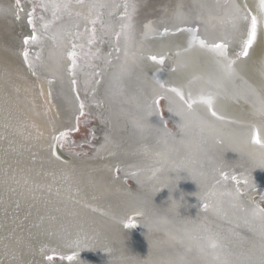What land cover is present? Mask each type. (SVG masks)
Instances as JSON below:
<instances>
[{
	"label": "bare ground",
	"instance_id": "bare-ground-1",
	"mask_svg": "<svg viewBox=\"0 0 264 264\" xmlns=\"http://www.w3.org/2000/svg\"><path fill=\"white\" fill-rule=\"evenodd\" d=\"M70 3L69 14L55 20L50 9H41L44 20L37 19L40 25L51 21L52 31L37 44L26 46L23 40L31 31L28 4L22 1L24 11L17 18L15 0H0V10H7L0 11V264H51L47 254L52 248L76 253L72 262L57 259L54 264H96L112 255L135 259L155 246L171 245L177 238L179 229L168 220L144 218L152 208L142 195L158 201L169 194L180 196L188 191L189 176L181 170L175 187L162 188L169 182L168 171L177 169L179 143L167 138L158 113L146 120L147 103L139 101L124 85L126 71L122 73L121 66L141 18L137 23L132 20L130 41L126 43L122 36L116 42L113 34L124 22V0ZM92 3L107 7L96 10L102 13L103 27L99 20L95 25L97 38L89 45L93 25L85 17H89ZM196 5L192 0L190 7ZM249 5L254 14L257 1L250 0ZM129 11L131 15L135 12ZM40 31L41 35L43 29ZM52 34H57L55 41ZM73 43L83 45L74 76L67 56ZM37 45L41 50L34 74L22 52L27 47L29 53H35ZM262 61L264 31L258 30L240 75V101L255 120L258 117L253 115V104L245 94L249 87L259 89L264 85ZM75 78L91 112L108 125L102 134L103 143L92 147L91 152L63 138L55 139L60 132L77 127L79 103L72 84ZM169 117L180 129L176 115L171 112ZM116 168L121 173L133 171L139 189H131ZM260 194L261 190H255L247 200L253 204ZM132 220L142 227V236L129 226ZM232 227L235 224L230 220L226 230ZM9 235L14 242L8 243ZM77 240L79 245L74 243Z\"/></svg>",
	"mask_w": 264,
	"mask_h": 264
},
{
	"label": "rangeland",
	"instance_id": "rangeland-1",
	"mask_svg": "<svg viewBox=\"0 0 264 264\" xmlns=\"http://www.w3.org/2000/svg\"><path fill=\"white\" fill-rule=\"evenodd\" d=\"M22 1L28 4L27 13L30 12L32 0H28L29 2L27 0ZM214 1L196 0L197 5L190 7L192 0H134L138 9L131 15L132 20L133 23H137L141 18V22L135 31L133 43L129 48V63L124 85L128 91L137 95L139 101L150 104L153 97L162 91L155 84L156 79L182 87L187 92L188 81L193 77H201L191 84V89L196 92L202 87H207L206 78L214 77L217 74L212 56L199 49L185 57L187 67L178 68L176 66V52L186 46L188 34L177 32L173 20V14L182 11L188 20L187 23L180 24L179 27L196 28L201 36H207L209 42H212L211 37L220 34L217 17L224 16L226 11L224 5L228 0H223L219 5H215ZM256 1L258 2V0ZM237 2L241 5L247 4L251 10L250 0H237ZM44 12L46 13V11ZM66 12L61 11L58 16L68 15L69 13ZM35 15L36 18L43 17L41 8L37 9ZM99 15L101 16L102 13ZM146 25L158 29L159 34L149 33L145 35ZM31 26L29 24L31 31L26 33L27 36L32 32ZM40 26L37 19L38 36L42 29ZM165 27L169 29L167 34H163ZM206 27L207 33L205 32ZM51 29L50 27L49 30L52 31ZM96 29L98 32L97 27ZM113 37L118 42L114 34ZM215 42L219 43L220 41L216 40ZM76 49L79 55L80 47ZM40 50L39 46L35 53H29L30 62L33 65L29 68L34 74H36L35 65L39 59ZM239 51L238 44L233 43L230 47V55H235ZM115 52H120L118 47H115ZM140 53H164L166 62L164 65L154 64L147 59L133 62L131 55H139ZM112 58L114 60L115 55ZM244 63L245 58H242L237 65L239 74L234 83L229 85V93L217 103V109L224 116V120L211 117L203 106H198L200 113L215 126L214 131L210 132L205 125L193 122L182 132L169 117L172 112L169 111V101L167 99L160 101L158 117L163 119V130L168 139L179 143L180 153L175 168L187 169L191 176L188 175V191L180 196L169 194L167 197L162 196L158 201L142 195L146 203L150 204V208H152L151 211L145 213L144 218L158 216L168 220L176 229H179L177 238L172 241L171 245L155 246L147 251L146 255L135 259H133L135 256L122 258L112 255L106 262L98 260L96 264H199L198 262L203 261V259L191 237L201 235L205 229L219 234L226 252L238 264H259L261 246L264 245V225L260 222V215L253 214L264 209V167L260 166L264 161L250 157L240 144L237 135L238 132L247 129L251 123L257 121L249 116L247 107L240 101V75ZM75 80L73 92L78 103L84 102V115L80 116L79 111V130H73L66 140L74 147L83 146L91 152L92 147L103 143L102 134L108 130V125L106 121L96 118V114L91 112L92 108L86 104V100L80 93L77 79L75 78ZM100 85L101 83L98 84V86ZM98 86L97 90H99ZM100 108L103 109L104 104H101ZM176 117L179 119L177 115ZM116 170L118 176L125 179L131 189H139L132 178L134 176L133 171L121 173L119 168ZM221 171L227 172L229 177L236 176L239 179V184L231 179L222 180L219 175ZM201 178L202 183L200 182ZM193 179L197 180L198 183ZM245 180L248 181L247 184H245ZM237 189H239V193ZM255 190H261V194L251 204L247 200V196ZM161 191L162 193L165 192V190ZM205 203L208 204L207 209L204 208ZM230 220L234 222L235 227H232V230H226ZM133 221H129V226L133 228L134 233L142 236V227ZM11 222L12 220L8 221V224ZM4 234L6 235V233ZM8 237V243L14 242L13 236L9 235ZM140 248L148 250L144 246H140ZM70 255L65 248H52L47 254L48 257H53L50 260L51 264H54L57 259H66L68 262H72V260L67 259Z\"/></svg>",
	"mask_w": 264,
	"mask_h": 264
},
{
	"label": "snow or ice",
	"instance_id": "snow-or-ice-1",
	"mask_svg": "<svg viewBox=\"0 0 264 264\" xmlns=\"http://www.w3.org/2000/svg\"><path fill=\"white\" fill-rule=\"evenodd\" d=\"M76 3L83 4L84 0H76ZM71 7L70 0H32V8L31 11L27 13V20L30 25H32V32L29 36H26L23 40L24 45H29L30 43L38 42L43 35H47L48 31L51 27L52 22H44L40 26L43 29L41 35H37L39 29L37 28V18L36 11L38 8L44 10H51L53 20L58 18V13L61 11H68ZM107 7V5L102 3H92L89 5L90 15L89 17H85V19L89 20V22L93 25L91 28L87 43L92 45L96 40V32L97 29L95 27L98 20H100L99 13H96L97 9ZM124 13L122 16V20L124 21L120 25V30L115 32L117 41L123 36L125 42L131 40L132 36V16L129 11H135L136 3L134 0H124ZM226 11L223 17H217L218 23L220 26V34L213 35L211 37L212 42H209V38L207 36H201L198 32V29L193 27L181 28L180 24L187 23V16L182 11H177L173 14V20L175 22L176 31L177 32H186L188 34L186 40V46L181 48L176 52V66L178 68L187 67V61L185 57L191 52L199 49L201 51L209 53L213 62L217 68V74L214 77H208L205 80L207 87H202L198 91L193 92L191 89V84L201 77H193L188 81L189 88L188 91L182 87L174 86L168 84L166 81H161L159 79L155 80V84L162 90L157 93L155 97H153L150 104H146L145 113L146 115H152L153 113H159V105L160 101L163 99H167L169 101V111H174L177 115L181 116L183 120V109H187L189 111H193L196 114L197 119L203 125L206 123H210L204 115H202L198 109V106H203L206 109V112L211 117L217 120H224V116L219 113L217 109L218 101L225 95L229 93V85H232L235 81V78L239 74V70L237 68L238 63L242 58H247L250 55V50L252 49L256 39L258 30L264 31V0H258L256 12H253L249 9L247 4L241 5L237 2V0H228V2L224 5ZM15 12L19 18L18 13H22L24 11V6L22 4V0H15L14 5ZM7 11V10H0ZM79 15V13H77ZM41 21L44 20L43 17L39 18ZM101 26L103 27V23L101 21ZM215 27V26H213ZM146 31L145 35L149 33H158V29L152 28L150 25L145 26ZM169 29L167 27L164 28V33L167 34ZM205 32H208L207 27L205 28ZM68 35H72L68 33ZM76 36L79 37L80 33L77 32ZM51 39L55 41L57 39V34H52ZM219 40L220 42H215ZM233 43L238 44L240 51L235 55H230V47ZM78 46L73 43L72 49L68 51L67 56L70 60L69 71L72 75H75V69L77 68V57L78 53L75 50ZM79 47H83L80 45ZM22 55L24 60L29 63V67H32V63L29 58V51L27 47L24 48ZM131 59L133 62L141 59H147L154 64L164 65L166 62V55L164 53L160 54H150V53H140L139 55L132 54ZM129 63V53L127 50L125 51V61L121 66V72L127 70V65ZM264 63V61H262ZM262 77H264V73H262ZM118 79V78H117ZM72 84H76V80H72ZM246 98L251 99L253 104V115L257 116L262 122H264V85H262L259 89L254 87H249L248 93L245 94ZM84 102L80 101L79 103V111L80 116L84 115ZM80 116L76 118L77 127L75 129H68L66 131L60 132L58 137L55 139H67L73 130H79L78 125L80 121ZM183 127V125H181ZM251 142L259 145L264 148V130L260 124L251 123ZM261 167H264V162L260 164ZM178 169V167H177ZM220 178L222 180H233L237 184H239V179L236 176L229 177L227 172L221 171L219 173ZM219 183V181H217ZM248 181L245 180V184ZM239 193V189H237ZM204 208H208V204H204ZM260 214V222L264 225V209L259 210ZM139 215V214H138ZM253 215H256L255 213ZM128 226V225H126ZM77 245H79V241H75ZM76 256V253L67 257L68 260H73ZM49 260L53 259L52 256L48 257ZM259 264H264V245L261 246V259Z\"/></svg>",
	"mask_w": 264,
	"mask_h": 264
},
{
	"label": "clouds",
	"instance_id": "clouds-1",
	"mask_svg": "<svg viewBox=\"0 0 264 264\" xmlns=\"http://www.w3.org/2000/svg\"><path fill=\"white\" fill-rule=\"evenodd\" d=\"M177 115L176 112H172ZM183 120L181 119L180 115H177L179 117V123L178 126L180 127L181 131H185L187 127L192 124L193 122H199V120L196 117V114L193 111H189L187 109H183ZM151 115H146L145 118L147 121H149V117ZM257 124H260L262 127V130H264V122H262L259 118L255 122ZM201 124V123H200ZM183 125V127H181ZM205 125L209 131H214L215 126L212 123H206ZM240 144L243 146V148L246 150L247 154L252 157L253 159H259L261 161H264V148L260 147L257 144H254L251 142L250 136H251V127L249 126L247 129L242 130L237 133ZM183 170L188 173L189 176H191V173L187 169H171L168 171V184L162 186V188L165 187H175L177 181L181 179L179 172ZM170 172H175L176 175H170ZM196 183H198L197 180L193 179ZM202 183V178L201 181ZM175 200V199H174ZM179 201V200H178ZM191 239L194 241L195 247L199 254L201 255L203 259V264H238L237 261H235L225 250L224 244L222 241V238L219 236V234L209 230L205 229L201 235L193 236Z\"/></svg>",
	"mask_w": 264,
	"mask_h": 264
}]
</instances>
